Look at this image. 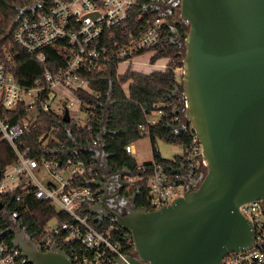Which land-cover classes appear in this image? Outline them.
Masks as SVG:
<instances>
[{
  "label": "built area",
  "instance_id": "obj_1",
  "mask_svg": "<svg viewBox=\"0 0 264 264\" xmlns=\"http://www.w3.org/2000/svg\"><path fill=\"white\" fill-rule=\"evenodd\" d=\"M136 1L36 0L29 5L13 29L14 45L34 54L41 63L46 59V47L54 48L64 59V65L56 72L44 69L29 85L17 82L11 70V56L0 50V108L12 109L22 105L27 112L25 118L13 124L0 115V139L9 144L15 156L12 163L0 168V196L17 190L16 199L19 200L22 195L31 193L39 199L49 200L56 211L68 216L66 220L53 217L35 235L28 234L43 250L64 251L73 264H111L118 258H125L134 253V250H128L133 244L131 236L124 237L123 243L113 237L123 230L113 216L99 221L104 223L100 229L90 223L91 216L96 219L90 207L99 199L96 186L89 183L98 177L95 158H83L80 154L85 150L77 148L79 144L74 143L71 148L61 151V156L42 153L38 160L30 156V147L22 146L20 137L36 125L37 115L41 112L63 117L67 109L68 122L90 127L94 104L84 108L76 91L95 97L98 94L80 76V72L100 71L112 65L120 74L118 66L121 62L129 64L141 54L148 53L149 57L154 54L157 44L164 40L161 30L166 22L156 15L153 19L146 18L142 24L125 25ZM164 105L173 107V114H166L163 104L158 108L159 104L154 103L155 109L147 123L154 124L161 116L168 115L170 125L185 126L189 147L186 150L182 148L179 155L183 156V162L172 173L152 160L145 195L144 207L147 209H157L182 195L183 172L193 174L204 166L201 143L192 124L186 123L179 101L170 100ZM80 112H84L82 123L79 122ZM71 113H76L77 119ZM139 129L147 133L144 125L140 124ZM99 135L90 145H100ZM49 137V131L39 136L42 148ZM124 149L131 155L134 153L131 142ZM144 164L137 163V169L144 171ZM39 172L46 174V182L38 177ZM138 179L126 175L130 185ZM239 209L252 225L254 244L246 249L227 252L221 263L264 264V198L244 202ZM0 216L6 220L5 229H0V264H31L19 249L3 238L4 235L10 236L5 230L11 219L25 229L16 219L17 212L2 207Z\"/></svg>",
  "mask_w": 264,
  "mask_h": 264
},
{
  "label": "water",
  "instance_id": "obj_2",
  "mask_svg": "<svg viewBox=\"0 0 264 264\" xmlns=\"http://www.w3.org/2000/svg\"><path fill=\"white\" fill-rule=\"evenodd\" d=\"M178 1L188 31L182 91L174 95L201 143L206 173L171 203L157 209L132 203L124 214L104 205L101 175L89 181L100 196L90 207L96 220L115 217L133 241L134 253L111 264H222L227 252L254 244L239 206L264 198V0ZM98 138L106 162L103 134ZM5 233L31 264H73L64 251L35 244L15 220Z\"/></svg>",
  "mask_w": 264,
  "mask_h": 264
},
{
  "label": "trees",
  "instance_id": "obj_3",
  "mask_svg": "<svg viewBox=\"0 0 264 264\" xmlns=\"http://www.w3.org/2000/svg\"><path fill=\"white\" fill-rule=\"evenodd\" d=\"M35 1L0 0V50L11 56L13 76L21 85L31 84L36 77L42 74L44 69L56 72L64 65V59L52 47L44 49L46 59L41 63L34 54L19 50L13 43V29L21 13ZM148 3L149 0H137L129 11V18L125 25L131 27L138 23L142 24L146 18L153 19L158 15L156 11L147 7ZM176 28L183 38L185 32L181 25H177ZM173 35L170 25L163 24L161 36L164 40L157 44L156 51L149 57L151 63L160 58H167L168 61L164 69H154L144 73L128 67L122 73L117 74L116 68L110 65L100 71L82 70L80 76L98 94V97H95L93 94L81 90L76 91L84 108L94 104L90 127L79 126L72 121L66 122L59 115L41 112L37 115L36 125L20 137L22 146L30 147V156L40 160L42 153L61 156V151L71 148L74 143L84 146L90 144L98 134H103V151L109 155L107 160L113 168L126 169L129 171L126 175L140 178L134 182L131 191H137L136 207H144L147 180L152 171L153 161L144 164V171L137 169L135 158L125 151L124 146L143 136H148L152 144L153 160H156L170 173L174 172L183 162V156L177 154L171 159L162 158L155 147V140L162 139L178 144L184 150L189 147L187 131L180 130L176 133L170 127L168 115L173 114V107L164 105L170 100L177 101L174 95L175 88L182 91V73H178L177 70L182 69L183 55L179 51L178 43L171 40ZM124 83H127L126 90L122 87ZM154 103L159 104L158 108L163 104L162 108L168 115L161 116L154 124H148L147 118L155 109ZM26 114L22 105L12 109L0 108V115L12 124L21 121L26 117ZM140 124L147 128V133L140 131ZM47 131L50 132V137L45 147L42 148L39 136ZM80 155L87 160L92 157L89 151H82ZM14 160L15 156L11 147L5 140L0 139V168ZM18 194L19 192L14 190L2 195L0 202L5 210L17 212L16 219L29 234L35 235L53 217L59 220L68 219V216L56 211L49 200L39 199L31 193L24 194L17 200ZM90 223L98 229L104 225L93 216L90 218ZM5 227L6 220L0 216V229L4 230ZM118 233L113 234V237L122 243L124 237L130 236L129 231L125 229ZM3 238L8 244H11V236L4 235ZM128 250L129 252L133 251L132 243Z\"/></svg>",
  "mask_w": 264,
  "mask_h": 264
},
{
  "label": "flooded vegetation",
  "instance_id": "obj_4",
  "mask_svg": "<svg viewBox=\"0 0 264 264\" xmlns=\"http://www.w3.org/2000/svg\"><path fill=\"white\" fill-rule=\"evenodd\" d=\"M178 3V0H149L148 6L156 11L157 14L170 25L171 30H173L175 26H172L170 22L173 19L175 8ZM182 23L187 24L185 20H182ZM177 42L178 46H180V40ZM99 172L104 178L102 182V188L105 191V199L103 200L104 205L121 214L126 213L132 203L135 205L137 195V191H131L133 185H130L126 180V174L122 173V169L113 168L108 160L106 162L103 160ZM203 174L204 170L200 169L196 170L193 174L186 172L183 178L184 191L197 188L203 178ZM95 189L97 190V187H95ZM103 212L106 213V211ZM10 224H13V219L10 220Z\"/></svg>",
  "mask_w": 264,
  "mask_h": 264
},
{
  "label": "rangeland",
  "instance_id": "obj_5",
  "mask_svg": "<svg viewBox=\"0 0 264 264\" xmlns=\"http://www.w3.org/2000/svg\"><path fill=\"white\" fill-rule=\"evenodd\" d=\"M170 24L172 26H175V27H173V28H175V31L173 30L174 35L171 37V40L174 42H177L180 40V46H178V48H179L180 53L183 55V52H184L183 38L184 37L182 38L180 36L176 27H177V25H181L182 30L185 32V35H186V33L188 31V24L182 23V20L180 17V5H179V3L175 8V13H174L173 19L171 20ZM150 56H152V55H150ZM147 60H149V54L148 53L141 54L136 58V60L132 64L128 65V67H130L131 69L136 70V71H140V70L134 69L132 66L135 65V66L141 67L143 69H149V68L152 69L153 67H151L150 64H154L155 62H157V60L154 63H151L150 61H147ZM141 62H143V63L141 64ZM124 66H125V63L121 62L118 66V70L119 71L124 70ZM177 71H178V73H181L182 69H178ZM122 86H124L126 89L127 83H124ZM75 114L71 113V116L73 118H76L77 115L75 116ZM78 116L80 117L79 122L82 123V119L84 117V112H80L78 114ZM152 117L157 118V116H155V115H152ZM134 143H135V145L137 147V151H138V153L135 154L134 157L136 158V160L138 162L150 160L152 158V144H151L148 136H143L142 138L134 141ZM155 146H156L160 156L164 159H170L171 157H173V155L177 151L181 152L180 145L175 144V143H169V142H166L162 139H157ZM200 170H204V174L206 173V168L204 166L200 167ZM204 174H203V176H204ZM38 177L45 182L48 180V178H46V174L44 172H39ZM7 220H9V219L7 218Z\"/></svg>",
  "mask_w": 264,
  "mask_h": 264
},
{
  "label": "crops",
  "instance_id": "obj_6",
  "mask_svg": "<svg viewBox=\"0 0 264 264\" xmlns=\"http://www.w3.org/2000/svg\"><path fill=\"white\" fill-rule=\"evenodd\" d=\"M135 60H136V58H135ZM134 60V61H135ZM133 61V62H134ZM148 61V60H147ZM167 61H168V59L167 58H160V59H158L157 60V62H155L154 64H150L151 65V67H153L152 69L151 68H149V69H143V68H141V67H138V66H132L134 69H137V70H140L141 72H144V73H148V72H150V71H152V70H154V69H164V67H165V65H166V63H167ZM133 62H131V63H129V64H125V66H124V70L128 67V65H130V64H132ZM143 62H141V64H142ZM124 70H122V71H119L120 73H122ZM153 115V114H152ZM157 140V139H156ZM156 140H155V143H156ZM154 143V144H155ZM132 144H133V149H134V153L132 154V156L134 157V155L135 154H137L138 153V151H137V147H136V145H135V143L134 142H132ZM78 147H82V149L83 150H86V151H89V152H91V154H92V157L93 158H95V162H96V167H97V175H98V177H99V175H100V172H99V168H100V166H102V162H103V160H104V154H100V150H99V146H97V145H90V144H86V145H84V146H81V145H77V148ZM156 147V146H155ZM76 148V149H77ZM180 148H181V152H182V147L180 146ZM157 149V148H156ZM158 151V150H157ZM181 152H175V154L174 155H177V154H180ZM173 155V156H174ZM135 158V157H134ZM172 158V157H171ZM170 158V159H171ZM154 158H153V152H152V158L150 159V160H145V161H141V162H138L137 160H136V158H135V160H136V162L138 163V164H140V163H147V162H151L152 160H153ZM123 171H127L126 169H123ZM184 175H185V172H183V178H184Z\"/></svg>",
  "mask_w": 264,
  "mask_h": 264
}]
</instances>
